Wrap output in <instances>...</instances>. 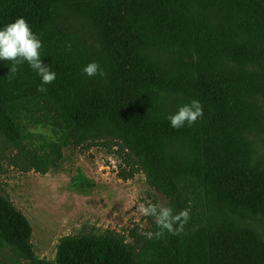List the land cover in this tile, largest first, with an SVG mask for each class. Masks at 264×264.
I'll return each instance as SVG.
<instances>
[{
  "label": "trees",
  "instance_id": "trees-1",
  "mask_svg": "<svg viewBox=\"0 0 264 264\" xmlns=\"http://www.w3.org/2000/svg\"><path fill=\"white\" fill-rule=\"evenodd\" d=\"M21 17L56 80L40 92L27 62L9 75L13 62L0 61V137L19 170L45 175L70 146L117 147L119 163L138 165L165 206L190 219L163 239L144 234L158 231L151 216L140 234H69L47 260L28 217L0 193V254L26 264H264V238L244 215L264 217V0H0V29ZM92 62L103 76L82 72ZM193 100L203 115L173 129L169 115Z\"/></svg>",
  "mask_w": 264,
  "mask_h": 264
},
{
  "label": "rangeland",
  "instance_id": "rangeland-1",
  "mask_svg": "<svg viewBox=\"0 0 264 264\" xmlns=\"http://www.w3.org/2000/svg\"><path fill=\"white\" fill-rule=\"evenodd\" d=\"M41 133L47 130L31 129ZM117 147L66 148L58 168L43 175L19 170L15 152L0 137V193L22 211L33 226L32 241L39 258L53 260L61 237L69 234H140L146 227L139 204L165 206V197L154 191L138 165L119 163ZM260 153L264 154V138ZM135 172L134 177L122 176ZM245 223L264 238V217L245 212ZM131 241V237H127ZM6 255L9 259L3 260ZM8 264H26L13 250L1 253Z\"/></svg>",
  "mask_w": 264,
  "mask_h": 264
},
{
  "label": "clouds",
  "instance_id": "clouds-1",
  "mask_svg": "<svg viewBox=\"0 0 264 264\" xmlns=\"http://www.w3.org/2000/svg\"><path fill=\"white\" fill-rule=\"evenodd\" d=\"M41 40L32 32L30 25L24 18H17L0 29V61H11L10 74L14 73L16 65L27 62V64L41 77V85L38 91L46 92L44 85L53 83L56 80V72L44 65L40 58ZM69 50L70 46H69ZM82 72L88 77L103 76L100 66L96 62L86 65ZM203 115V107L198 100L181 106L175 114L169 115L170 126L179 130L185 126H192L198 118ZM137 211L142 216L154 218L158 229L155 233H144L148 238L155 236L156 239H163L165 232L179 235L184 231L185 225L190 219L188 209L181 210L174 214L171 207L158 206L155 204H139Z\"/></svg>",
  "mask_w": 264,
  "mask_h": 264
}]
</instances>
